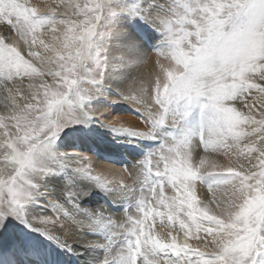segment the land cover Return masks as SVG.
<instances>
[{
	"label": "snow or ice",
	"instance_id": "snow-or-ice-1",
	"mask_svg": "<svg viewBox=\"0 0 264 264\" xmlns=\"http://www.w3.org/2000/svg\"><path fill=\"white\" fill-rule=\"evenodd\" d=\"M0 104L12 264H264V0H0ZM98 129L145 152L133 185L58 147Z\"/></svg>",
	"mask_w": 264,
	"mask_h": 264
},
{
	"label": "bare ground",
	"instance_id": "bare-ground-1",
	"mask_svg": "<svg viewBox=\"0 0 264 264\" xmlns=\"http://www.w3.org/2000/svg\"><path fill=\"white\" fill-rule=\"evenodd\" d=\"M50 2H51V0H46L44 3H42L40 5H44V4L50 3ZM34 4H36V3H34ZM149 56H150V59H147L146 63L142 64L140 66V68L138 69V72H137V75L146 83H148V81L150 80V77H149L150 71H153V69H155V67L158 65L156 62H153V56L151 57L150 54H149ZM162 61L164 64L167 63V61H164V60H162ZM148 84H150V83H148ZM2 110H3V105L0 104V111H2ZM97 131L99 132V134L103 135V139L108 140V141L112 140L115 142V141H122L123 140L125 142H128L130 139L127 136H115L114 137L110 132H107L106 130H103V129H98ZM103 143L107 144V141H104ZM68 146H71L70 142H67V143L63 142L60 145H58V147L60 148L61 151L73 152L71 149H68ZM72 146H75V144L73 143ZM78 146L80 149H85L88 152L96 151V149L94 148V146L91 143L86 144V143H80L79 142ZM138 149H139V151L135 152V150H133L132 153H128L127 150H121V152L116 150V152L114 153L115 154L114 157L116 156V159H117V157L122 156V159H124L126 161L128 160L131 163H134L135 160L141 159L144 156V151L141 150L140 148H138ZM78 151H80V150H78ZM95 154H98V153L95 152ZM99 157L106 158V157H111V155L109 156L108 150H104V151H101L99 153ZM102 161H104V160H101V162H98V163L101 165ZM101 168L104 171V174H109L108 179H111V180L120 179V176L123 175L124 181L127 184L133 185L135 183L134 176L129 175L126 172H124L118 168L115 170H108V171H105L103 165H101ZM41 239H43V237H41ZM45 245L48 249L49 255L51 254V251L53 249L55 250L57 264H83V261L87 255V253L84 252V249L80 248L77 245H74L73 247L76 251L80 252L81 255H76L74 252H69L65 249H61V248L57 247L56 245L52 244L50 241H45ZM19 259H20L19 256H16L15 254H13L9 250H5L3 248V246L0 245V264H12L13 260H19Z\"/></svg>",
	"mask_w": 264,
	"mask_h": 264
},
{
	"label": "rangeland",
	"instance_id": "rangeland-1",
	"mask_svg": "<svg viewBox=\"0 0 264 264\" xmlns=\"http://www.w3.org/2000/svg\"><path fill=\"white\" fill-rule=\"evenodd\" d=\"M45 1L46 0H29L30 3L34 2L37 5H40V4L44 3ZM150 55H151V57L153 56V62H156V59H157L156 56L153 53H150ZM161 63H163L162 60H161ZM159 74H160V68H159V65H157L155 67V69H153V71H150V76H149L150 80L148 81V83L151 84L152 82H154L155 77L157 75H159ZM112 114H113V116L122 117V119L126 122V126H129V127H135V126L143 127L142 121H140L136 117L137 113L129 105L119 104V105L113 106L112 107ZM104 141H107V144L103 143ZM63 142H66V143L70 142L71 146H68V149H71L72 151L80 150V152H85V153H87L89 155H95L96 158L99 160V162H101V160H104V161H102L101 165H103L105 171L115 170L117 168L122 170L121 167H123V166H129V167L131 166L132 163L129 162L128 160L126 161V160L122 159V156L117 157V159H116V156L114 157V155H115L114 153L116 152V150L120 151V152H121V150H127L128 153H132L133 150H135V152L139 151V149L137 147H135V142L128 143V142H125L123 140L114 142L112 140L108 141V140H105V139H103L102 142H95V141L90 142L87 139H77L74 135L71 134V131L67 132L65 135H63L61 137V140L58 142V145H60ZM79 142L80 143H86V144L91 143L94 146V148L96 149V151L88 152L85 149H80L79 146H78ZM73 143L75 144L76 147L72 146ZM152 146L155 147L154 144ZM104 150H108L109 151V156L111 155V157H106V158L99 157V153L101 151H104ZM95 152H97L98 154H95ZM144 154H145V152H144ZM220 163L224 164L225 166H227L228 161L226 159H224V158H220ZM105 176L108 178L109 174H105ZM123 177L124 176L122 175V176H120V179H116V180L125 182ZM200 191H206V190L205 189H200V190H198V194H199ZM33 235H37V234L33 233Z\"/></svg>",
	"mask_w": 264,
	"mask_h": 264
}]
</instances>
